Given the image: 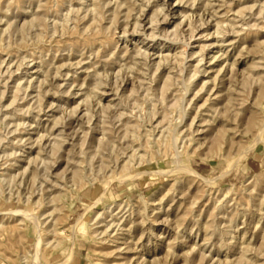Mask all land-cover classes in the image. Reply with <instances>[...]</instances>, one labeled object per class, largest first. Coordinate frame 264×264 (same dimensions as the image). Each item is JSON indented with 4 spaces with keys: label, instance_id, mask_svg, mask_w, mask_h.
<instances>
[{
    "label": "rangeland",
    "instance_id": "374dc122",
    "mask_svg": "<svg viewBox=\"0 0 264 264\" xmlns=\"http://www.w3.org/2000/svg\"><path fill=\"white\" fill-rule=\"evenodd\" d=\"M219 71L243 134L190 143ZM262 122L264 0H0V264H34L27 212L41 264H264Z\"/></svg>",
    "mask_w": 264,
    "mask_h": 264
},
{
    "label": "bare ground",
    "instance_id": "6f19581e",
    "mask_svg": "<svg viewBox=\"0 0 264 264\" xmlns=\"http://www.w3.org/2000/svg\"><path fill=\"white\" fill-rule=\"evenodd\" d=\"M140 1V0H139ZM151 2V1H150ZM100 5V4H99ZM145 9V8H144ZM97 10H99V9H97ZM91 15V14H90ZM151 19V18H150ZM149 19V20H150ZM70 20V19H69ZM152 20V19H151ZM150 20V21H151ZM200 21V20H199ZM62 22V21H61ZM68 23V22H67ZM70 23V22H69ZM141 23V22H140ZM222 25V24H221ZM218 28V27H217ZM223 28V27H222ZM219 29V28H218ZM194 30V29H193ZM223 31V30H222ZM102 32V31H101ZM125 33H127V32H125ZM155 33V32H154ZM124 34V33H123ZM215 34V33H214ZM218 35V34H217ZM200 36V35H199ZM202 37V36H201ZM200 40V39H199ZM153 43V42H152ZM166 49V48H165ZM182 50V49H181ZM156 52V51H155ZM161 52V51H160ZM174 52H176V51H174ZM202 52V51H201ZM160 54V53H159ZM200 54V53H199ZM179 55H180V53H179ZM202 55V54H201ZM195 56H198V55H195ZM162 57V56H161ZM201 57V56H200ZM163 58V57H162ZM178 58V57H177ZM181 58V57H180ZM179 58V59H180ZM204 58V57H203ZM150 59V58H149ZM172 59V58H171ZM178 59V60H179ZM196 59V58H195ZM213 59V58H212ZM174 60V59H173ZM172 60V61H173ZM190 60H192V59H190ZM197 60H198V58H197ZM200 60H201V58H200ZM200 60L198 61V63L200 62ZM203 60L204 59H202V61L201 62H203ZM216 60V57L212 60V61H215ZM226 60V59H225ZM217 61V60H216ZM215 61V62H216ZM221 61V60H220ZM171 62V61H170ZM180 62V61H179ZM196 62V61H195ZM194 62V63H195ZM176 63V62H175ZM197 63V62H196ZM197 63V65H199ZM143 64V63H142ZM158 64H159V62H158ZM169 64V63H168ZM179 64V63H178ZM188 64V63H187ZM200 65H201V63H200ZM233 64H231V67H233L232 66ZM173 66V65H172ZM186 66H188V65H186ZM196 66V65H195ZM194 66V67H195ZM159 67V66H158ZM166 67H167V65H166ZM201 67H202V65H201ZM144 69V68H143ZM147 69V68H146ZM178 69H180V67L178 68ZM209 69L210 70H212L213 68L212 67H209ZM149 70V69H148ZM181 70V69H180ZM191 70V69H190ZM220 70V69H219ZM137 71V70H136ZM159 71H160V69H159ZM164 71V70H163ZM196 71V70H195ZM192 72H194V71H192ZM208 73V72H206V70H204V71H200L199 69L195 72V75H193V77L191 78V83H194L195 82V80L198 78V76L200 75V74H202V73ZM221 73V71H219L217 74H216V77H214L213 78V81L211 80V87H207V82H203L202 83V86H201V88H200V91H206V93H207V97L205 98V99H203V101L201 102V104L199 105V106H192V105H189L190 106V110H192V112L194 113L193 114V116L191 117V121H190V123L188 124V126H189V129H190V135H189V137H190V143H192L193 141H199L200 139H197V135L199 136L200 135V137L201 136H205V137H208L209 135H213V134H216V135H220V136H222V137H226V140H232L233 139V137H235V136H241L243 133H242V131L238 128V126L234 123L235 122V120H233V118H232V116L233 115H231L230 113H233V112H235L237 109H236V106H237V104H236V102H237V100L235 99V98H232L231 96L230 97H228L227 99H225V100H223V99H221V96L219 95L220 94V92L221 91H219V88H218V84H217V81H218V79H217V77L219 76V74ZM134 74V73H133ZM146 74H149V73H146ZM183 74V73H182ZM192 74V73H191ZM175 75H176V73H175ZM172 79L174 80V78L172 77ZM210 79V78H209ZM190 80V79H189ZM247 80V79H246ZM167 81V80H166ZM166 81H164V82H166ZM170 81V80H169ZM209 81V80H208ZM248 81V80H247ZM189 82V81H188ZM222 82V81H221ZM144 83V82H143ZM167 83V82H166ZM169 83V82H168ZM139 84V83H138ZM181 84V83H180ZM179 84V85H180ZM140 85V84H139ZM167 85V84H166ZM178 85V84H177ZM169 86V85H168ZM167 86V87H168ZM150 87V86H149ZM169 87H172V84H171V86H169ZM169 87H168V89H166V91L167 90H169ZM178 87V86H177ZM153 88V87H152ZM151 89V88H150ZM164 89V90H165ZM79 90H80V88H79ZM170 90H171V88H170ZM177 90V89H176ZM185 90V89H184ZM145 91V90H144ZM236 91V90H235ZM235 91H233L232 92V96H234L235 95ZM168 92V91H167ZM173 92V91H172ZM186 92V91H185ZM187 93V92H186ZM233 93H234V95H233ZM165 94H166V92H165ZM164 94V95H165ZM199 94V93H198ZM222 94V93H221ZM128 96V95H127ZM223 96V95H222ZM144 99H146V98H144ZM151 99V98H150ZM195 99V98H194ZM146 100H148V98L146 99ZM134 101V100H133ZM190 101V100H189ZM178 102V101H177ZM192 103V102H191ZM177 104V103H176ZM118 106H119V104H118ZM180 106H182V105H180ZM114 107V106H113ZM117 107V106H116ZM122 107V106H121ZM120 108V107H119ZM114 109H115V107H114ZM122 109V108H121ZM191 112V111H190ZM15 113V112H14ZM116 114V113H115ZM117 115H119V113L117 114ZM189 115V114H188ZM120 116V115H119ZM126 116V115H125ZM184 117L186 116V115H183ZM121 117V116H120ZM187 118V117H186ZM124 119V118H123ZM127 120V119H126ZM146 120V119H145ZM177 120V119H176ZM234 121V122H233ZM119 122V121H118ZM141 122V121H140ZM184 122V121H183ZM129 123V122H128ZM131 123V122H130ZM136 124H138V123H136ZM128 125H130V124H128ZM146 125H148V124H146ZM156 125V124H155ZM158 125V124H157ZM253 125V124H252ZM255 125V124H254ZM262 126H261V128H260V132H259V136H258V139L261 141V142H264V139H263V133H264V122H262V124H261ZM133 126H134V124H133ZM166 126V125H165ZM127 127V126H126ZM167 127V126H166ZM165 127V128H166ZM113 128V127H112ZM134 128H139L138 126H136L135 125V127ZM164 128V127H163ZM170 128V127H169ZM184 128H186V127H184ZM205 128H207V129H205ZM149 129V128H148ZM166 129H168V128H166ZM130 130V129H129ZM138 130H140V129H138ZM171 130V129H170ZM169 131V130H168ZM135 132V131H134ZM133 132V133H134ZM161 132V131H160ZM163 132V131H162ZM167 132V131H166ZM136 133V132H135ZM134 133V134H135ZM169 133V132H168ZM168 133H167V135H168ZM189 133V132H188ZM138 135H139V133H137ZM152 134H153V132H152ZM160 134H162V133H160ZM165 133H163L162 135H164ZM196 134V135H195ZM137 135V136H138ZM145 135H147V134H145ZM171 135V134H170ZM102 136V135H101ZM136 136V137H137ZM149 136V135H148ZM171 136H174V135H171ZM170 136V137H171ZM105 137V136H104ZM152 137H154V136H150V138L152 139ZM177 137V136H176ZM138 138H139V136H138ZM161 138L163 139V137L161 136ZM165 138V137H164ZM172 138V137H171ZM170 138V139H171ZM146 139H147V137H146ZM158 139H159V137H158ZM45 140V139H44ZM98 140H101V139H98ZM102 140H104V139H102ZM149 140V139H148ZM147 140V141H148ZM156 141H157V139H155ZM165 140V139H164ZM164 140H163V144L162 145H165V143H164ZM220 140V139H219ZM218 140V142H220ZM147 141H145V144L146 145H148V147H150V143L148 144V142ZM154 141V140H153ZM161 141V140H160ZM173 141V140H172ZM143 142V141H142ZM147 142V143H146ZM102 143V142H101ZM155 143V142H154ZM157 143V145L159 144L158 143V141L156 142ZM161 143H162V141L160 142V145L159 146H161ZM51 144V143H50ZM135 144V143H134ZM138 145H140V144H138ZM154 145V144H153ZM167 145V144H166ZM165 145V146H166ZM182 145V144H181ZM191 145V144H190ZM201 145H203V144H201ZM61 146V145H60ZM60 146H58L57 148H61ZM114 146V145H113ZM118 146V145H117ZM197 146H198V144H197ZM221 146V145H220ZM119 147H120V145H119ZM145 147V146H144ZM153 147V146H152ZM152 147L150 148L151 150H152ZM157 147V146H156ZM172 148H173V146H171ZM170 147V144H169V147L168 148H170L171 149V151L173 150L172 148ZM192 147H194L193 145H192ZM136 148V147H135ZM159 148V147H158ZM158 148H157V150H158ZM176 148V147H175ZM180 148V147H179ZM44 149V148H43ZM134 149V148H133ZM149 149V150H150ZM163 149V148H162ZM161 149V150H162ZM191 149V148H190ZM136 150V149H135ZM148 150V149H147ZM146 150V151H147ZM154 150V149H153ZM155 151V150H154ZM163 151H164V149H163ZM162 151V152H163ZM170 151V150H169ZM170 151V152H171ZM189 151H191V150H189ZM189 151H187V153L189 152ZM193 151V150H192ZM192 151H191V153H192ZM197 151V150H196ZM98 152V151H97ZM130 152V151H129ZM156 152V151H155ZM158 152H160V150L158 151ZM161 152V153H162ZM170 152L168 153V155H170ZM195 152V151H194ZM110 153V152H109ZM103 154V153H102ZM143 154V153H142ZM148 154V153H147ZM151 154V153H150ZM153 154H154V152H153ZM164 154V153H163ZM162 154V155H163ZM110 155V154H109ZM120 155V154H119ZM130 155V154H129ZM145 155H146V153H145ZM156 155V154H155ZM105 156V155H104ZM111 156V155H110ZM109 156V157H110ZM146 156H148V155H146ZM151 156H152V154H151ZM164 156V155H163ZM125 157V156H124ZM153 157V156H152ZM176 157H177V155H176ZM137 158V157H136ZM142 158V157H141ZM148 158V157H147ZM150 158V157H149ZM243 158H244V156H243ZM129 159V158H128ZM94 160V159H93ZM116 160V159H115ZM121 160V159H120ZM101 161V160H100ZM39 162V161H38ZM110 162H112V161H110ZM129 162H130V160H129ZM136 162V161H135ZM134 162V163H135ZM104 163V162H103ZM131 163V162H130ZM138 163V162H137ZM237 163H238V161H235V162H233L232 164L233 165H231V166H236L237 165ZM100 164V163H99ZM40 165V164H39ZM106 165V164H105ZM53 167V166H52ZM180 167V166H179ZM81 168V167H80ZM117 170V169H116ZM168 171V170H167ZM173 171V173L174 172H185V173H187V174H190V175H193V176H197L196 175V172L195 171H193V170H191V169H173L172 170ZM172 171H171V173H172ZM166 172V171H165ZM75 173H80V171H76ZM81 174V173H80ZM79 174V175H80ZM169 174V173H168ZM175 174V173H174ZM138 177H140L139 175H137ZM122 177V176H121ZM198 177V176H197ZM127 178V177H126ZM129 178V177H128ZM131 178V177H130ZM129 178V179H130ZM200 178V177H199ZM79 179V178H78ZM123 179V178H122ZM122 179H120L121 181H122ZM80 180V179H79ZM127 180V179H126ZM204 180H206V181H211V179L210 178H204ZM37 181H38V179H37ZM124 181H125V179H124ZM80 182H81V180H80ZM110 182L111 181H109L107 184L109 185L110 184ZM79 183V182H78ZM82 183V182H81ZM108 187V186H107ZM107 187H106V189H107ZM99 201V200H98ZM98 201H97V203H98ZM95 205V204H94ZM149 207H151V206H149ZM148 207V208H149ZM94 208V206L93 207H90V209L89 210H87L86 212H88V211H90L91 209H93ZM142 208V207H141ZM85 212V213H86ZM12 213H14V212H12ZM18 213V212H17ZM16 213V214H17ZM112 213V212H111ZM17 215H19V214H17ZM22 216H23V219L21 220V222L23 221V222H25V221H27V222H30V223H32L33 225H34V228H35V230H36V232H37V236H36V243H35V251H34V253L32 254V258H33V263L34 264H41L40 263V249H41V241H42V230H43V227H42V225H43V223L40 221V217H36V216H34V215H32V214H30V213H22ZM43 216H45V214H43ZM20 217V216H19ZM52 217V213H48V215H47V220L48 219H50ZM82 218H83V216H81L80 217V219L79 220H77L76 222V225L75 226H73V227H71L70 228V231H69V234H67V232H68V230L66 229H64V230H59V229H55V222H56V220H54V217L52 218V220H54V221H52L51 220V222H53V224H51L52 225V228H53V232H54V234H56V235H59V236H65V239H73V236H74V234L76 233V228H77V226H78V224L80 223V221L82 220ZM102 218V214H100V213H96V218H95V225H99V224H101V219ZM19 221V220H18ZM20 226V225H19ZM106 228V227H105ZM92 230V229H91ZM95 230V229H94ZM151 230V229H150ZM112 231V230H111ZM117 231V230H116ZM119 231V230H118ZM48 232H52L51 230L50 231H48ZM151 232V231H150ZM119 233V232H118ZM77 234V233H76ZM99 234V233H98ZM117 234V233H116ZM118 235V234H117ZM94 236V235H93ZM100 236H101V234H100ZM107 236V235H106ZM64 239V238H63ZM113 239V238H112ZM115 239V238H114ZM117 240V239H116ZM114 242V241H113ZM112 242V243H113ZM72 243V242H71ZM104 243V242H103ZM63 244V242L61 241V242H58V244L56 245V247H60L61 245ZM118 244V243H117ZM119 245V244H118ZM116 247V246H115ZM44 248V247H43ZM24 259H23V264H27V258L26 257H23ZM74 258V252H73V250H71L70 252H69V254H68V256H67V258L64 260L65 261V263H63V264H69L71 261H72V259ZM245 258V257H244ZM247 259V258H246ZM245 259V260H246ZM245 263V262H244ZM254 264V263H253Z\"/></svg>",
    "mask_w": 264,
    "mask_h": 264
}]
</instances>
